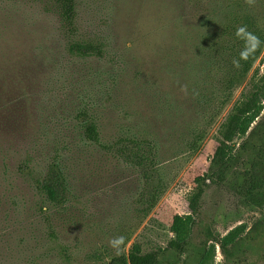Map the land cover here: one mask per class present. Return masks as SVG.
<instances>
[{
    "label": "rangeland",
    "instance_id": "obj_1",
    "mask_svg": "<svg viewBox=\"0 0 264 264\" xmlns=\"http://www.w3.org/2000/svg\"><path fill=\"white\" fill-rule=\"evenodd\" d=\"M77 2L67 35L45 2L0 0V264H100L133 244L160 250L161 264H264L263 190L251 199L228 177L210 183L198 215L189 208L222 124L264 76L263 46L240 85L225 83L230 46L264 30V0ZM71 39L104 54H71ZM91 121L99 143L85 137ZM262 129L264 101L235 144ZM120 137L153 143L148 177L102 147ZM52 161L66 178L62 206L37 183ZM187 237L184 253L168 248Z\"/></svg>",
    "mask_w": 264,
    "mask_h": 264
},
{
    "label": "trees",
    "instance_id": "obj_2",
    "mask_svg": "<svg viewBox=\"0 0 264 264\" xmlns=\"http://www.w3.org/2000/svg\"><path fill=\"white\" fill-rule=\"evenodd\" d=\"M45 2L49 9H53L60 17L61 27L67 35L75 33L77 20V0H39ZM223 34V33H222ZM225 35V34H223ZM264 46V30L256 31V38L244 46H230L229 51L233 63L227 70L228 89L232 90L241 84L242 80L251 69L255 59ZM71 54L80 56H103L104 46L93 40L71 39L67 46ZM264 101V76L259 81L252 83L251 89L245 97L236 103L225 122L220 128V140L212 157L207 172L196 178V190L189 199V208L193 215H198L202 210V202L210 183L225 181L231 177L233 186L242 194L255 199V193L264 191V129L259 131L254 138L253 132L236 145V139L243 137L244 119L260 108ZM84 112L81 116H84ZM243 135V136H242ZM85 137L99 143V134L94 122L87 123ZM102 147L118 156L127 163L138 167L145 176L148 171L156 166L155 147L152 142L145 139L120 137L111 145ZM39 189L45 194L46 199L54 205L62 206L68 199V187L61 166L52 161L46 174L38 180ZM184 217L175 215L172 230L180 234ZM192 220V227L195 225ZM209 235V234H208ZM207 235V236H208ZM207 237L206 239H208ZM190 237L185 239L175 238L168 243V248L177 250L182 254L190 245ZM199 249L194 252L195 260L201 262L206 255L203 243H198ZM203 247V248H202ZM242 253V252H241ZM238 253L236 261L242 260ZM162 252L152 250L143 252L139 244H133L127 254L113 256L100 264H161Z\"/></svg>",
    "mask_w": 264,
    "mask_h": 264
},
{
    "label": "clouds",
    "instance_id": "obj_3",
    "mask_svg": "<svg viewBox=\"0 0 264 264\" xmlns=\"http://www.w3.org/2000/svg\"><path fill=\"white\" fill-rule=\"evenodd\" d=\"M244 31H245L244 27H239L236 30V35L239 37L240 34L243 33ZM253 39H255V38L253 37Z\"/></svg>",
    "mask_w": 264,
    "mask_h": 264
}]
</instances>
